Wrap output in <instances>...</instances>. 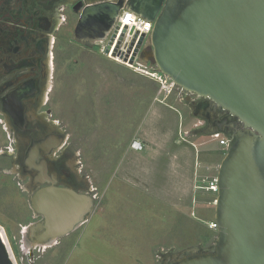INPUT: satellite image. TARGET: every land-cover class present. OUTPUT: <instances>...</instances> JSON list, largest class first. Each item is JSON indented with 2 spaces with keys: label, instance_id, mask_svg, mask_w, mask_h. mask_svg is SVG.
<instances>
[{
  "label": "rangeland",
  "instance_id": "374dc122",
  "mask_svg": "<svg viewBox=\"0 0 264 264\" xmlns=\"http://www.w3.org/2000/svg\"><path fill=\"white\" fill-rule=\"evenodd\" d=\"M68 39L55 49L45 111L65 135L75 180L95 190V206L73 234L39 244L30 228L31 194L19 179L0 174V231L15 264H163L169 254L212 247L217 194L207 188L227 150L212 134H198L204 123L190 114L181 87L169 81L163 89L100 46ZM150 44L147 37L143 47ZM143 136L147 147L128 154L131 141ZM197 156L207 166L199 171L207 180L200 190L194 188Z\"/></svg>",
  "mask_w": 264,
  "mask_h": 264
},
{
  "label": "water",
  "instance_id": "95a60500",
  "mask_svg": "<svg viewBox=\"0 0 264 264\" xmlns=\"http://www.w3.org/2000/svg\"><path fill=\"white\" fill-rule=\"evenodd\" d=\"M124 8L154 21L151 50L143 35L136 53L243 127L229 136L217 176L214 245L182 251L167 264H264V0H87L74 39L105 41ZM94 206L89 193L40 189L31 207L44 223L30 228L39 244L52 243L84 225ZM6 251L0 244V264H9Z\"/></svg>",
  "mask_w": 264,
  "mask_h": 264
},
{
  "label": "flooded vegetation",
  "instance_id": "af4514ba",
  "mask_svg": "<svg viewBox=\"0 0 264 264\" xmlns=\"http://www.w3.org/2000/svg\"><path fill=\"white\" fill-rule=\"evenodd\" d=\"M86 6L87 0H0V160H6L0 174L19 179L22 191L31 194L28 205L36 226L44 223L31 207L38 190L53 185L80 194L95 191L85 181L75 180L73 160L65 156V135L45 109L54 79L56 46L66 38L76 41L74 32ZM186 93L183 102L204 123L198 134L219 132L229 139L243 128L237 118L217 106L212 110L211 101L194 95L192 103L187 99L192 95ZM172 258L167 255L163 264Z\"/></svg>",
  "mask_w": 264,
  "mask_h": 264
},
{
  "label": "built area",
  "instance_id": "2783aa9c",
  "mask_svg": "<svg viewBox=\"0 0 264 264\" xmlns=\"http://www.w3.org/2000/svg\"><path fill=\"white\" fill-rule=\"evenodd\" d=\"M111 1L116 2L118 0ZM125 28H127L126 33L123 39L120 40ZM153 28L154 21L140 16L129 8H124L121 10L119 17L111 28L106 40H100L96 42L95 46H100L101 53L111 60L121 63L129 69L153 79L157 83L161 84L163 89L167 87L169 81H171L174 86H177L169 77L162 74L160 70L154 65V63L145 61L139 52L136 53V48L140 38L143 35L149 37L153 31ZM114 34L116 37L113 43L110 45L111 37ZM108 48H110V50L108 53H106ZM212 137L214 140H217L221 146H224V148L228 150L229 139L227 137L219 132L214 133ZM131 148L136 151H142L144 149V144L139 139H134L131 143ZM207 189L210 192L217 194V179H214ZM210 228L215 230V223H212Z\"/></svg>",
  "mask_w": 264,
  "mask_h": 264
},
{
  "label": "crops",
  "instance_id": "0c3cea01",
  "mask_svg": "<svg viewBox=\"0 0 264 264\" xmlns=\"http://www.w3.org/2000/svg\"><path fill=\"white\" fill-rule=\"evenodd\" d=\"M161 104H162V103H161ZM168 106H169L170 108L174 109V110L176 109L175 107H172L171 105H168ZM182 114H183V113H182ZM190 114H191V113H190ZM196 114H197V113H196ZM196 114H191V115H192L194 118H197V115H198V114H197V115H196ZM158 117H159V115H158ZM183 117H184V119L186 118V117L184 116V114H183ZM184 119H183V121L186 120V119H185V120H184ZM197 119L201 121L200 118H197ZM200 121H199V122H200ZM144 124H145V123H144ZM143 126H144V125H143ZM143 130H144V127H143ZM166 131H167L166 133H168V135H167V134H164V135H162V137L168 139L167 142H168V144H169V137H170V134H169V133H171V131H170V129H166ZM172 132H173V131H172ZM213 133H214V132H212L211 134H213ZM211 134H210V135H211ZM134 139H139L141 142H143L144 147L146 146V144H145L146 142H145V140H144V136H143L142 138H138V137H136V138H134ZM134 139H133V140H134ZM145 139H146V138H145ZM133 140H132V141H133ZM132 141H131V143H132ZM144 142H145V143H144ZM131 143L129 144V147L127 148V152H129L128 154H130V153H131V154H133V153H134V154H141L140 152H142L144 149H143L142 151H136V150H133V149L131 148ZM146 147H147V146H146ZM198 157H199V156H197V158H196V164H195V168H194V172H195V173H194V174H195V184H194V188L197 189V190H200V189H201L200 186H202V187H203V186H206V185H204V184H200V183H201V182H202V183H205V182H207V180H206V178H205L204 175H201V174L199 173V171H200V169H201V170L205 169L207 166H206L205 168H203V166H204L203 164H204V163H202L201 161H199V160H198ZM5 164H6V160H4V159L0 160V168H1L3 165H5ZM123 164H124V162H123ZM199 164H200V166H199ZM209 169H211V168L209 167ZM4 175L6 176V174H4ZM136 179H137V178H136ZM214 179H217V177H215ZM214 179H213V180H214Z\"/></svg>",
  "mask_w": 264,
  "mask_h": 264
},
{
  "label": "bare ground",
  "instance_id": "6f19581e",
  "mask_svg": "<svg viewBox=\"0 0 264 264\" xmlns=\"http://www.w3.org/2000/svg\"><path fill=\"white\" fill-rule=\"evenodd\" d=\"M54 241H57V240H54ZM53 241V242H54ZM52 242V243H53ZM0 244H2V246L4 245V247L6 246V254L8 255V258H7V256H6V258H7V261H8V263L9 264H15V262H14V260H13V258H12V256H11V252H10V249H9V247H8V245H7V242H6V239H5V236L2 234V232L0 231ZM46 244H48L47 246H49V244H51V243H46ZM8 252V253H7Z\"/></svg>",
  "mask_w": 264,
  "mask_h": 264
},
{
  "label": "trees",
  "instance_id": "16d2710c",
  "mask_svg": "<svg viewBox=\"0 0 264 264\" xmlns=\"http://www.w3.org/2000/svg\"><path fill=\"white\" fill-rule=\"evenodd\" d=\"M206 240H208V239H210L211 238V234H209V235H206Z\"/></svg>",
  "mask_w": 264,
  "mask_h": 264
},
{
  "label": "clouds",
  "instance_id": "9594fccd",
  "mask_svg": "<svg viewBox=\"0 0 264 264\" xmlns=\"http://www.w3.org/2000/svg\"><path fill=\"white\" fill-rule=\"evenodd\" d=\"M213 135V134H212Z\"/></svg>",
  "mask_w": 264,
  "mask_h": 264
}]
</instances>
